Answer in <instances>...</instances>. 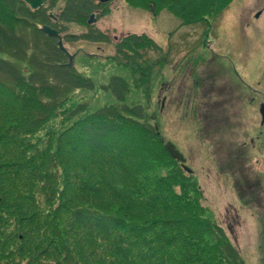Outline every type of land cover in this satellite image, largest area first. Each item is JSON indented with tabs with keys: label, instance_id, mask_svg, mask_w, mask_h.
Instances as JSON below:
<instances>
[{
	"label": "trees",
	"instance_id": "1",
	"mask_svg": "<svg viewBox=\"0 0 264 264\" xmlns=\"http://www.w3.org/2000/svg\"><path fill=\"white\" fill-rule=\"evenodd\" d=\"M59 1L34 9L0 0L15 18L13 26L0 21V113L7 107L8 118L0 121V264H244L143 105L125 103L126 77L112 74L101 87L120 104L72 105L60 126H47L76 91H94L96 82L44 27L64 33L63 43L111 41L89 23L108 3L64 0L55 16ZM231 1L189 0L184 20L199 19V9L210 17ZM72 23L88 30L67 33ZM149 47L159 49L148 34H129L115 45V60L134 67ZM38 131L46 137L35 145Z\"/></svg>",
	"mask_w": 264,
	"mask_h": 264
},
{
	"label": "rangeland",
	"instance_id": "2",
	"mask_svg": "<svg viewBox=\"0 0 264 264\" xmlns=\"http://www.w3.org/2000/svg\"><path fill=\"white\" fill-rule=\"evenodd\" d=\"M188 1L146 0L141 6L136 0L134 4L127 0H112L105 7L107 12L92 24L109 34V43L65 41V47L73 56V65L95 80L96 89L76 91L71 100L52 115L47 126H60L64 110L72 105H85L86 110L92 111L95 108L120 104L110 92L101 87L112 74L123 75L129 83L125 103L142 104L147 112V121L159 127L164 147L171 141L185 154L184 164L191 172L184 168L181 161L170 156L186 172L188 179L194 180L200 187V201L206 212L224 229L239 250L244 264H264V218L258 216V212L254 210L255 204L250 201V196L244 195L237 199L235 197V166L237 171L241 168L237 166L238 158L235 155L238 150L235 148V107L230 103L219 106L220 101L217 100L221 98H215L216 92L212 95L215 99L209 98L208 93L204 94L205 97L201 94V106L198 108L196 104L193 109L186 105L191 90L190 84L184 80V52L190 42L196 43L195 39L203 36L202 31L205 28V20L194 25L184 23L190 22L184 20L185 12H188ZM63 5L64 0H60L51 12L58 16ZM203 10L197 11L198 17L204 16L201 15ZM0 21L7 26H13L14 13L8 8L0 9ZM16 27L22 31V28L17 25ZM66 27L67 33L79 34L88 30L85 23L67 24ZM132 33L148 34L159 47L155 50L151 47L141 48L144 57L134 67L121 65L115 60V45ZM201 51L202 47H199L197 53ZM1 56L14 62L8 55ZM177 63L180 65L176 68ZM170 81L176 84L174 93L168 89ZM214 88L219 90L218 85L204 83L202 90L207 92ZM6 115L7 107L0 113V121L7 120ZM37 133L39 139L35 145L40 142L42 144L41 140L46 137V131ZM243 172H249L246 163ZM0 241L3 239L0 238Z\"/></svg>",
	"mask_w": 264,
	"mask_h": 264
},
{
	"label": "flooded vegetation",
	"instance_id": "3",
	"mask_svg": "<svg viewBox=\"0 0 264 264\" xmlns=\"http://www.w3.org/2000/svg\"><path fill=\"white\" fill-rule=\"evenodd\" d=\"M202 20L203 36L190 42L184 52V80L191 90L186 105L198 108L205 93L212 99L216 92L219 106L235 107V155L241 167L237 171L235 166V197L250 196L254 210L264 218V0H232L222 12L185 24ZM199 47L202 51L197 53ZM204 83L218 85L219 90L206 92ZM168 89L174 93L176 84L170 81Z\"/></svg>",
	"mask_w": 264,
	"mask_h": 264
},
{
	"label": "water",
	"instance_id": "4",
	"mask_svg": "<svg viewBox=\"0 0 264 264\" xmlns=\"http://www.w3.org/2000/svg\"><path fill=\"white\" fill-rule=\"evenodd\" d=\"M25 1H26L27 3H29V4L31 5V7L34 8V9L39 8V7H41V6L44 4V0H25ZM100 1L103 2V3H105V2H109L110 0H100ZM95 21H96V18H95L94 15H92L91 19L89 20V23L91 24V23H94ZM44 30H45V32L49 33V34L52 35V36H59V37H60V45H61V47H62L63 49H65L64 44H63V40H62V38H61L59 32H58L56 29H53V28H51V27H49V26H46V27H44ZM69 55H70V61H71V64H72L73 56H72L70 53H69ZM165 147H166L167 151L169 152V154H170L173 158H175V159H177V160H179V161H181V162L183 163L184 168H185L187 171H189V172L192 171L189 167L185 166L184 163H185V161H186V158H185L184 155H183V154H182V153L176 148V146H175V144H174L173 142L168 141V142L165 144Z\"/></svg>",
	"mask_w": 264,
	"mask_h": 264
}]
</instances>
